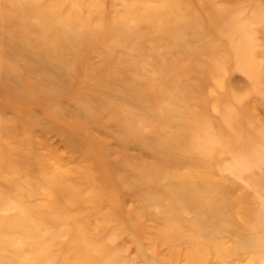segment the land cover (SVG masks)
Returning <instances> with one entry per match:
<instances>
[{
	"label": "rangeland",
	"instance_id": "1",
	"mask_svg": "<svg viewBox=\"0 0 264 264\" xmlns=\"http://www.w3.org/2000/svg\"><path fill=\"white\" fill-rule=\"evenodd\" d=\"M0 264H264V0H0Z\"/></svg>",
	"mask_w": 264,
	"mask_h": 264
}]
</instances>
